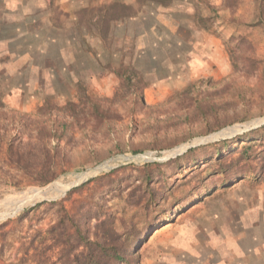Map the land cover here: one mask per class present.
<instances>
[{"label": "rangeland", "instance_id": "374dc122", "mask_svg": "<svg viewBox=\"0 0 264 264\" xmlns=\"http://www.w3.org/2000/svg\"><path fill=\"white\" fill-rule=\"evenodd\" d=\"M155 1L0 0V264H264V0Z\"/></svg>", "mask_w": 264, "mask_h": 264}, {"label": "trees", "instance_id": "16d2710c", "mask_svg": "<svg viewBox=\"0 0 264 264\" xmlns=\"http://www.w3.org/2000/svg\"><path fill=\"white\" fill-rule=\"evenodd\" d=\"M154 1V0H152ZM167 0H157L155 2L166 6ZM191 91L190 88H187L182 95H188ZM90 101L91 113L95 114L97 117L108 115V111L103 110V106L99 102L90 100L89 97H86ZM0 101V108L2 107ZM68 107L73 108V114H77L78 105L74 103H69ZM40 112H43V108L40 109ZM62 126L67 125L66 121H63ZM264 130V127L261 130ZM260 130V129H259ZM259 130H253L249 135L256 136L259 133ZM248 135V136H249ZM246 136L245 138H249ZM253 143H249L246 148L243 150L245 155H249L250 150L253 148ZM9 156L13 160L12 149L9 148ZM192 152V150H191ZM19 157L20 154H18ZM16 163V162H15ZM50 180L46 179L41 181L42 184L49 183ZM98 224L96 229L98 230L94 236H89L81 231L80 228H77L74 235L76 241V248L73 249L71 259L68 264H139V252L137 243L138 240L142 237L139 234L133 241L130 243H124L123 237L120 232H118V226H125L124 220H121L116 217H107L102 220L101 218H94ZM132 225V224H131ZM77 248H83L84 251L79 254H73Z\"/></svg>", "mask_w": 264, "mask_h": 264}, {"label": "bare ground", "instance_id": "6f19581e", "mask_svg": "<svg viewBox=\"0 0 264 264\" xmlns=\"http://www.w3.org/2000/svg\"><path fill=\"white\" fill-rule=\"evenodd\" d=\"M56 190H63L65 191V187H60V186H55ZM47 191V190H46ZM51 193L47 194H41V191L40 189H32L24 194H21L19 196H16L17 197V200H18V203L20 204H26V203H29V202H33V201H36L42 197H50Z\"/></svg>", "mask_w": 264, "mask_h": 264}]
</instances>
